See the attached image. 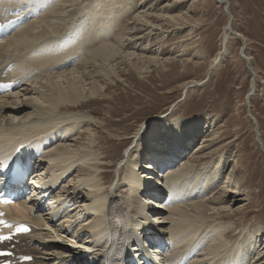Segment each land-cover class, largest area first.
<instances>
[{
    "label": "rangeland",
    "instance_id": "rangeland-1",
    "mask_svg": "<svg viewBox=\"0 0 264 264\" xmlns=\"http://www.w3.org/2000/svg\"><path fill=\"white\" fill-rule=\"evenodd\" d=\"M84 1V7L82 6L77 14L79 16L85 12L82 9L87 10L88 4L91 3V0ZM224 1L228 3L227 8L224 4H218L216 0H147L142 8L138 4L143 0L114 3L113 11L123 6L127 9L111 31L109 42L114 41L121 53L131 51L134 55L125 54V58L122 57L124 55H120L121 58L115 59L113 62L116 63L113 69L115 71L112 70L109 79L100 82L103 95L82 101L83 105L76 111L80 116L88 117V120H85L92 125V130H88L87 125L81 124L82 127L77 128L75 132H84V134L79 136L75 133L72 138L78 136L79 143L94 137L95 144L98 143L96 149L89 152L90 154L82 153V156L86 157L84 163L76 162L73 168L60 177L57 184L50 189L51 194H46L41 200L39 210L27 206L31 210V216L38 217L40 224L34 225L29 222L34 231L23 233L22 244H28L30 253V259L26 260V264L36 262L49 264L50 260L55 258L53 252L39 246L38 239L41 238L44 242H51L53 245L50 246L77 250V255L85 256L90 253V257L96 258V261L90 263H99L100 250H103L106 242L93 246L86 232L89 229L87 226L100 214L92 209H84L94 199L90 194L95 188H89L75 178V166L86 164L95 166L98 170L93 171L88 177L92 179L90 183L98 181V188L112 192L119 201L115 204L124 214L128 205H131L132 195L123 179L128 172L123 167L126 158L122 160L120 158L122 155L123 157L127 155L131 147L136 146L135 142L130 144L133 136L139 135L142 141L147 131L156 130L158 141L152 143L156 148L162 146L165 148L164 139L160 140L161 136L166 131L171 132L172 124L181 120H191L194 134L191 139L185 140L186 149L179 150V157L173 164L187 166L190 162L195 167L187 174L191 176L197 170L202 173L205 164L207 165L205 171L211 174L216 169V164L222 161L223 168L220 171L219 181L217 180L218 183L205 192L204 198L219 197L225 193L223 189L240 192L226 194L223 202L230 206L229 210L221 211L219 208L222 206L216 201L211 204L213 210L219 213L218 216L216 215L215 224H212L218 226L215 227V234L210 236V240L202 248L205 250L208 244L218 238L226 239L225 242L228 244H233L235 241L243 242V236L245 237L247 232L259 228L262 233L257 238L255 249L260 251V257H264V151H262V148L264 149V0ZM150 2L153 3L152 7ZM145 13L150 16L139 18L138 21L134 19ZM33 17L35 16L30 19ZM27 20L21 22L24 24ZM87 22L89 18L85 20V23ZM141 22L142 24L146 22L148 25L144 24L141 28ZM228 24L235 35L228 31L230 30L227 28ZM225 29H227V38L222 41ZM72 31H77V22L64 35ZM147 41H151L152 44L142 53L145 57L141 59L137 48L143 47ZM242 41L245 44L243 53L248 58L249 65L240 53ZM146 56H153L155 62H148ZM80 58L76 57L75 61ZM129 60L135 63V67ZM192 81L196 83H191ZM185 83H190L191 86L184 88ZM18 84L19 82L15 81V87L0 96L17 91L15 89ZM23 110L28 111V109ZM65 123L67 122H59V125L63 126ZM183 130L185 131L184 128ZM183 135L186 137L187 133L184 132ZM70 141L71 138L67 143L69 144ZM258 142L262 144V148ZM72 144L77 145V142ZM30 161L33 168L42 172V175L40 180H36L37 183L32 179L33 175L28 176V185L34 182L39 185L37 188L41 189V185L48 183L55 174L59 173L53 166V173L47 169L51 163L49 164L44 157L36 155ZM146 161L147 159H142L143 163ZM168 166L170 164L163 168L160 166L155 171L159 182L160 170H166ZM166 173L164 171L163 176ZM159 185L162 188L160 183ZM62 187L78 192V202L75 206L56 197L55 202L51 201L50 196L61 194ZM192 189L189 187L188 192L182 194L184 199H188L187 195L192 198L195 190L203 194L198 187L193 191ZM173 191L178 192V188ZM201 197L181 202H177L178 198H176V202L168 207L182 205ZM143 198L141 196L142 202L149 201L148 205L158 204ZM59 200L62 201L61 204ZM156 209L158 210L157 207ZM163 212L165 217L167 212ZM163 220L164 223L158 222L157 226L163 224L168 230L170 223L166 219ZM222 226L228 228L224 229ZM65 228L70 232H64ZM203 229L197 230L196 233ZM189 231L185 232L183 239L185 237L188 239V236L192 235ZM119 245L120 250L124 247L130 249L124 243L121 246L119 242ZM202 248L192 252L187 261L195 260L190 264H195L198 259L197 254L204 251ZM228 249L229 247L219 255L223 256L225 252L229 254ZM180 253L183 251L178 254ZM209 253L206 251L205 254ZM253 258L247 257L244 264H253ZM84 260L79 257L75 262L67 264H84L86 263ZM224 261L227 259L224 258Z\"/></svg>",
    "mask_w": 264,
    "mask_h": 264
},
{
    "label": "bare ground",
    "instance_id": "bare-ground-1",
    "mask_svg": "<svg viewBox=\"0 0 264 264\" xmlns=\"http://www.w3.org/2000/svg\"><path fill=\"white\" fill-rule=\"evenodd\" d=\"M145 1L147 2V0H143L138 5L142 8ZM117 2L122 3L125 0H94V4H88L89 8L87 10L82 9L85 12L79 16L77 14L85 5L84 0H0L1 24L13 19L23 21L29 17L24 24L20 23L19 27L12 31L13 33L11 32L9 36L0 40V80L19 82L15 89L17 91L0 96V182L4 181L3 174L9 169L15 151L19 148L21 159H26L27 156L34 158L38 155L44 157L49 164L51 163L47 166L48 170L53 173V166L55 167L54 170L59 171L48 183L40 186L41 190H37L39 195L36 199L29 198L4 208V214L0 216V219L10 224L8 231L11 233L19 231L21 227L27 228L26 232H33V227L29 226L30 223L34 225L40 223L38 217L31 216V210L27 206L39 210L41 200L45 198L46 194H51L50 189L57 184L60 177L73 168L76 162H85L86 157L84 158L82 153L86 155V153L96 149L98 142L95 144L96 139L94 140V137L79 143L77 141L78 136L72 137L76 133L75 130L82 127L83 124L87 125L88 130H92V125L85 120L88 117L76 113L83 105L82 101L96 95H103L100 82L109 79L112 70L115 69L116 63H113L115 59L121 58L120 55H124L123 58L126 57L125 54L134 55V52L131 51L121 53L114 41L109 42L111 31L116 27L121 14H124L127 9L123 6L113 11V5ZM134 4L132 5L134 6ZM32 16L35 17L30 19ZM77 16L79 17L77 18ZM148 16L150 15L147 13L140 14L134 19L138 21L139 18ZM87 18H89V22L85 23ZM76 22L77 31L64 35ZM144 24L148 25L146 22ZM228 26L230 29L229 24ZM226 32L227 29L222 36V41L227 38ZM128 38L130 39V37ZM93 44L96 46H91ZM151 44V41H147L143 47L137 48L140 51L141 59L145 57L142 56V53ZM76 57L81 58L75 61ZM146 57L148 62H155L153 56ZM246 59L248 60V58ZM129 62L134 66V62L131 60ZM191 83L196 82L192 81ZM188 86H191L190 83L183 85L184 88ZM20 93L21 95H18ZM10 99L12 100L10 101ZM23 109H28V111ZM190 121L174 122L171 132H169L170 130L166 131L161 136L160 140L164 139L163 143H165L167 150L163 146L156 148L153 145L152 141H158L156 130L147 131L142 141H140L139 135L133 136L130 144L135 142L136 148L131 147L127 155L124 157L122 155L120 158L121 160L126 158L123 167L128 172L123 179L129 186L130 195H132L131 205H128L127 212L124 214L115 204L119 201L112 192L98 188V181L90 183L92 179L88 177L93 171H96L95 166L92 164L75 166V178L89 188H95V191L90 194L94 199L84 209H92L100 214L87 226L89 229L86 232L89 234L88 237L93 242V246L94 244L99 245L103 241L106 242L103 250H100V262L97 264H190L195 260L187 261L192 252L197 251V248L201 249L205 243H208L210 236L215 234V227L218 224L214 225V221L216 222V215L218 216L219 213L213 210L211 204L216 201L219 206H222L219 208L221 211L229 210L228 207L230 206L223 202L226 199V194L240 192L223 189L225 193L222 191L224 194L219 197L204 198L205 192L218 183L216 181L219 179L220 171L223 168L222 161L216 164V169L211 174L205 171L207 166L205 164L202 173L197 170L191 176H187V174L195 167L190 162L187 166H184L185 164L183 166L173 164L175 159L177 160L179 157V150L186 149L185 140L191 139L194 134ZM59 122L67 123L60 126ZM99 123L97 122V124ZM184 132L189 136L186 135L185 137ZM82 133L84 134V132H77L76 134L80 136ZM70 138L71 141L68 144ZM72 142H77V145L72 144ZM142 159H147L145 164ZM167 164L170 166L166 167V170H160L159 179L161 181L159 182L156 179L155 171L158 170V167L163 168ZM164 171L167 173L163 176ZM29 174L33 175V179L37 183L36 178L40 180L42 172L32 168ZM211 176L213 177L211 178ZM159 183L162 188H160ZM27 185L28 183L24 186ZM65 187L61 188V194L51 195V201L55 202L56 197L75 206L78 202V192L70 191ZM189 187L193 188L192 191L198 187L203 194L195 190L192 198H189L188 195L186 198L203 197L182 205L168 207L176 202V198H178L177 202L188 200L184 199L182 194ZM175 188H178V192L173 191ZM141 196L158 204L148 205L147 202L149 201L142 202ZM108 198L110 200L106 201ZM62 201L59 203L61 204ZM162 210L167 212L165 217ZM162 218L170 223L167 227L168 230L163 224L157 226L158 222L164 223ZM22 223L25 225H20ZM202 228L204 229L196 233ZM223 228L227 229L228 227ZM65 231L70 232L66 228ZM188 231L192 235L188 236V239L185 237L184 239L187 240L184 242L182 237ZM194 232L195 234H193ZM261 233L259 228L256 231L247 232L245 237L243 236V242L235 241L233 244H228L224 238H218L208 244L205 250L202 248L204 251L197 254L198 259L194 263L244 264L246 258L252 256V258L254 257L253 264L255 262L256 264H264V257L262 256V259L260 251L255 249L257 238ZM22 236L21 233L17 234L12 236L9 242L4 243L3 249L10 252V257L14 256L15 264H26L25 257L30 255L28 244H22L24 241ZM71 237L73 238V235ZM38 240L39 246L53 252L55 258H52L49 264H67L75 262L79 257L85 259L86 263L84 264H91L90 261H96L95 256L94 258L90 257V253L85 256L77 255V250L56 248L50 246L53 245L51 242H44L42 238ZM119 242L121 246L124 243L130 249L124 247L120 250ZM227 247H229L227 251L229 254L225 252L222 254L223 256H220V253L227 250ZM182 251L183 253L178 254ZM206 251L210 253L205 254ZM254 251L255 254L252 253ZM224 258L227 261H224Z\"/></svg>",
    "mask_w": 264,
    "mask_h": 264
},
{
    "label": "water",
    "instance_id": "water-1",
    "mask_svg": "<svg viewBox=\"0 0 264 264\" xmlns=\"http://www.w3.org/2000/svg\"><path fill=\"white\" fill-rule=\"evenodd\" d=\"M216 2L218 3V4H225L226 5V8H227V5H228V3H227V1H224V0H216ZM230 25V24H229ZM228 29H229V26H228ZM233 35H235L231 30H229ZM241 40V39H240ZM242 43V48L240 49V53H241V56H242V58L246 61V64L247 65H249V62H248V60L246 59V57L244 56V53H243V50H244V47H245V44H244V42L242 41L241 42ZM249 68V67H248ZM250 70V72L252 73V75L254 76V74H253V72L251 71V69H249ZM259 144H260V147L262 148V144L260 143V142H258ZM262 151H264V149L262 148Z\"/></svg>",
    "mask_w": 264,
    "mask_h": 264
},
{
    "label": "snow or ice",
    "instance_id": "snow-or-ice-1",
    "mask_svg": "<svg viewBox=\"0 0 264 264\" xmlns=\"http://www.w3.org/2000/svg\"><path fill=\"white\" fill-rule=\"evenodd\" d=\"M28 229L27 228H24V227H21L19 229V231L21 232H26ZM9 237H0V239H8ZM25 259H30V257H25Z\"/></svg>",
    "mask_w": 264,
    "mask_h": 264
}]
</instances>
